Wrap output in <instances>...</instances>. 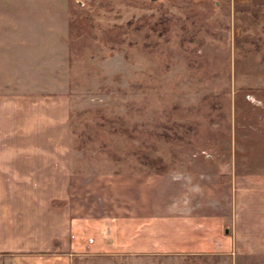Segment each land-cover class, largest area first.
<instances>
[{
  "label": "rangeland",
  "instance_id": "1",
  "mask_svg": "<svg viewBox=\"0 0 264 264\" xmlns=\"http://www.w3.org/2000/svg\"><path fill=\"white\" fill-rule=\"evenodd\" d=\"M48 49L83 161L264 177V0H0V65ZM73 264H264V248Z\"/></svg>",
  "mask_w": 264,
  "mask_h": 264
},
{
  "label": "crops",
  "instance_id": "2",
  "mask_svg": "<svg viewBox=\"0 0 264 264\" xmlns=\"http://www.w3.org/2000/svg\"><path fill=\"white\" fill-rule=\"evenodd\" d=\"M23 52L0 65V264L264 248V177L242 184L83 161L68 96L48 87L55 53L29 62Z\"/></svg>",
  "mask_w": 264,
  "mask_h": 264
}]
</instances>
